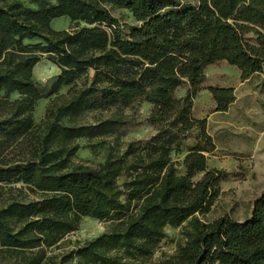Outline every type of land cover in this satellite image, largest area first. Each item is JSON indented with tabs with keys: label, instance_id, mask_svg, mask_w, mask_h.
Segmentation results:
<instances>
[{
	"label": "trees",
	"instance_id": "trees-1",
	"mask_svg": "<svg viewBox=\"0 0 264 264\" xmlns=\"http://www.w3.org/2000/svg\"><path fill=\"white\" fill-rule=\"evenodd\" d=\"M110 8L136 25L122 33ZM60 17L73 27L52 29ZM42 55L59 69L45 91L31 78ZM221 63L240 81L264 72V0H0V184L36 195L0 206V252L16 254L11 264H45L46 249L90 218L106 222L104 231L67 254L85 264L146 259L166 226H181L183 243L153 264H264V192L242 222L201 219L228 173L207 166L215 144L206 119L192 116L193 98L205 89L213 112L228 110L233 87H203L205 69ZM67 85L34 124L35 102ZM10 93L19 98L8 101ZM140 103L149 106L152 134L121 143L94 166L68 167L76 138L120 137L140 125L134 110L123 112ZM111 108L115 116L81 118Z\"/></svg>",
	"mask_w": 264,
	"mask_h": 264
},
{
	"label": "rangeland",
	"instance_id": "rangeland-1",
	"mask_svg": "<svg viewBox=\"0 0 264 264\" xmlns=\"http://www.w3.org/2000/svg\"><path fill=\"white\" fill-rule=\"evenodd\" d=\"M182 6H194L198 0H179ZM110 13L120 25V31L127 33L134 22L131 14L124 9L110 8ZM54 30H69L73 27L69 19L60 17L52 19L49 23ZM82 25V24H80ZM248 43L253 44L254 38L245 36ZM59 73V69L45 55H42L38 63L31 70L33 81L43 85L45 91L53 78ZM205 82L203 87H233L236 88L238 101L231 106L228 112H213L214 105L210 100L207 90L201 89L193 98L192 116L206 119V131L212 137L215 151L207 155V166L216 167L228 173L225 180L219 183V195L213 202L209 212L201 219L211 221L222 215H228L231 219L242 222L248 217L251 204L262 192H264V72L254 74L248 82L240 84L239 73L234 67L221 63L209 66L205 69ZM86 75L91 77L92 71ZM84 75H81L82 79ZM70 87L61 86L57 94L47 98L38 99L32 109L31 119L38 124L42 118L44 109L52 97L64 94ZM186 87L179 88L175 92L176 97L184 94ZM4 96L0 92V97ZM19 98L18 93H10L7 100ZM136 112V120L140 125L126 129L120 137L104 136L92 139L76 138L74 142L78 148L69 159L68 167L77 164L94 166L101 163L110 151L115 150L121 143L131 139L146 138L154 132V128L145 121L149 106L147 104H134L132 109H123L124 113ZM118 112L111 108L107 110H93L82 113L84 121L92 122L115 116ZM193 144V139H187L181 150L182 153L174 155L173 159L180 161L186 149ZM177 172L183 173V168L177 166ZM198 175L195 177L197 178ZM16 184H0V206L12 199L28 200L36 197L25 190L20 193L15 188ZM107 223L90 218H82L77 230L64 236L60 241L46 249L45 264H85L78 258H68V252L84 240L97 236L104 231ZM181 226L164 227V239L152 255L146 259L127 261L125 264H153L161 257L171 254L177 244L183 243L180 236ZM17 260L16 254L7 251L0 252V264H11Z\"/></svg>",
	"mask_w": 264,
	"mask_h": 264
},
{
	"label": "crops",
	"instance_id": "crops-1",
	"mask_svg": "<svg viewBox=\"0 0 264 264\" xmlns=\"http://www.w3.org/2000/svg\"><path fill=\"white\" fill-rule=\"evenodd\" d=\"M256 74H262V73H256ZM252 76H253V75H252ZM252 76H251V77H252ZM251 77H250V78H251ZM250 78H248V79H246V80H244V81H241L240 84L245 85V84L248 82V80H250ZM236 92H237V90H236V88H234V94H235L236 99H235V101L229 106V108H228V110H227L226 112H228V111L230 110L231 106H234L235 103L238 101V94H237ZM214 113H215V112H214Z\"/></svg>",
	"mask_w": 264,
	"mask_h": 264
}]
</instances>
